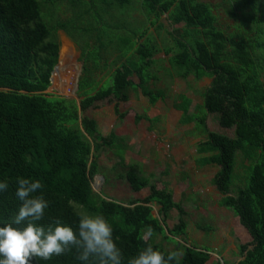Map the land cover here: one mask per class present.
Listing matches in <instances>:
<instances>
[{
    "label": "trees",
    "instance_id": "1",
    "mask_svg": "<svg viewBox=\"0 0 264 264\" xmlns=\"http://www.w3.org/2000/svg\"><path fill=\"white\" fill-rule=\"evenodd\" d=\"M80 1L85 0L46 3L69 2L74 6ZM103 1L106 10L101 13L105 14L95 21L96 25L81 30L86 40L80 49L83 71L78 107L71 99L47 94L60 55L62 62L68 60L57 37L59 31H65V23L58 22L51 31L42 18L43 5L39 0H0V180L6 179L10 185L0 193V224L11 220L20 205L15 196L16 178L39 179L43 188L36 194L42 192L49 201L40 221L45 227L59 219L75 228L80 216L103 214L113 225L114 237L119 238L125 264L128 257L148 245L165 255L173 252L158 244V237L175 242L174 251L182 253L178 264H222L210 263V253L177 241L188 229L183 205L175 203L167 190H159L154 177L145 176L138 164L126 165L123 154H119L127 149L124 138L115 133L103 136L95 120L81 117L99 102L109 100L115 103V115L123 120L126 115L120 112L119 105L130 101L132 91H139L150 106L165 97L164 91L151 87L155 79L150 71L161 50L147 37L148 29L131 37L121 34L116 40V61L110 64L105 58L115 43L108 41L107 33L101 29L103 25L108 27L106 16L121 17L120 13L133 0ZM217 1L142 3L151 26L166 15L173 27L169 33L173 47L167 48L165 55L169 57L175 49L185 55L174 67L177 75L183 79L193 77L198 82L212 80L202 95V105H196L195 111L186 96H178L173 107L182 112L181 125L195 124L206 135L197 149V154L203 156L198 164L218 168L211 182L222 196L219 202L234 211L252 239L249 245L238 246L241 260L237 264H264V0ZM220 11L234 22L230 31L223 29ZM158 26V30L163 28ZM125 29L126 26L119 32ZM105 75L107 87L101 82ZM134 76L138 83L132 81ZM200 108L205 110L203 116H199ZM209 115H215L222 128L233 129L234 137L211 132ZM142 120L153 124L155 119L136 115V124ZM105 150L116 153L127 167L123 178L134 193L149 190L144 200L124 207L107 203L94 192L91 181L99 173L96 161ZM239 160L248 163V167L237 185H243L245 180L246 184L232 191L234 177L238 180ZM150 204L159 207L163 223L153 215ZM174 210L178 223L168 229L165 222ZM149 226L151 236L146 234ZM77 255L73 249L49 260L35 257L31 264H81Z\"/></svg>",
    "mask_w": 264,
    "mask_h": 264
},
{
    "label": "rangeland",
    "instance_id": "2",
    "mask_svg": "<svg viewBox=\"0 0 264 264\" xmlns=\"http://www.w3.org/2000/svg\"><path fill=\"white\" fill-rule=\"evenodd\" d=\"M39 1L43 5L42 18L51 31L58 22H64L66 26L65 31H59L57 37L61 43V50L65 49V59L68 60L62 62L60 55L58 66L60 71L54 76L47 94L71 99L79 107L81 99L78 95L76 96L75 88L78 79L81 77V75L79 77L80 70L83 71L80 49L86 40V36L81 30L96 25L95 21L99 19L100 15L105 14V11L101 13L102 10H106L104 8L105 3L103 0H85L86 2H76L73 6L69 2L50 5L46 3L47 0ZM202 1L213 4L218 2L217 0ZM115 12L117 11L111 13ZM120 15L121 17L115 19L105 15L109 24H107L108 27L103 25L101 28L107 33L108 41L115 42L109 55L105 57L110 61V64L116 61L117 51L115 48L118 44L116 40L121 34L131 37L148 29L147 37H151L155 45L161 50L155 56L156 62L150 74L155 79L151 87L154 90L164 91V100L159 101L155 106H150L148 99L140 92H132L131 102L120 105L121 113L127 116L147 114L155 119L153 129L150 130L148 122H142L139 127L134 126L133 123L125 126L123 124L122 130L119 131L118 128L122 122H119L114 114L115 103L109 100L99 102L94 108L89 109L84 114L81 113V117L87 116L95 120L103 136L116 131L128 136L129 138H126L128 149L119 152L120 155L123 153L125 156L126 165L137 164L136 160L142 162L140 169H142L143 174L145 176L154 175L153 182L157 184V188L167 190L171 193L175 203L183 205L188 214V229L186 235L178 238L177 241L187 247L210 253V263L221 261L224 264H237L241 260L238 246L249 245L252 239L241 225L234 211L229 206L219 202L222 196L211 182L218 168L215 166L201 167L198 164L199 158L203 156L197 154V149L206 135L201 129L196 128L195 124L181 125L182 114L173 107L178 96H186L192 100L191 110L194 107L193 110L195 111L196 105H202V95L212 80L204 79L198 82L193 77L183 79L177 75V70L174 67L185 55L177 49L172 51L169 57L165 55V50L173 47L169 34L173 31V27L166 15L155 26H151V21L145 16L142 0H133V4L127 6ZM220 18L224 30L230 31V27L234 28V22L227 19L221 11ZM158 25H162L163 28L158 30ZM125 26L126 29L119 32V29H124ZM143 41L144 39L141 40V42ZM96 52L97 54L100 53V49L98 48ZM121 63L122 61L118 62L117 66ZM100 64L99 61L96 62L98 67ZM114 69L115 67L111 68V71ZM61 81L64 82L61 84ZM132 81L134 83L139 82L136 76L133 77ZM101 82H103L104 87H107L109 85L108 76H102ZM65 85H70V87L66 88ZM198 113L199 116H203L205 110L201 109ZM207 124L211 132L229 137L234 134L233 129L222 128L215 115L208 116ZM156 151L161 152L159 160ZM165 153L170 155L168 161ZM155 156L156 160L154 161L153 157ZM96 162L99 168L97 176H102L104 180L93 178L91 182L94 192L101 195L107 203L115 201V204L126 207L132 202L144 200L149 195L148 189L139 193H134L131 190L128 182L123 178L127 167L122 165L120 157L113 151H103ZM166 162L169 163V166H166ZM247 167L248 163L239 160L236 171L238 180L234 177L232 191L245 186L246 180L243 185H237V181L238 184L241 183L246 175ZM149 206L153 209V215L163 222V218L159 214V207L156 204ZM177 223L178 213L174 210L165 222V227L173 229ZM156 242L168 251L175 250L176 245L172 240L166 241L162 237H158Z\"/></svg>",
    "mask_w": 264,
    "mask_h": 264
},
{
    "label": "clouds",
    "instance_id": "3",
    "mask_svg": "<svg viewBox=\"0 0 264 264\" xmlns=\"http://www.w3.org/2000/svg\"><path fill=\"white\" fill-rule=\"evenodd\" d=\"M15 196L20 205L15 215L0 224V264H31L35 257L49 260L77 252L81 264H125V257L114 237L113 225L103 214L80 216L73 228L59 219L45 227L40 221L45 216L49 201L43 193L39 179L17 177ZM8 180H0V193L9 189ZM151 236V228L147 229ZM182 253L173 251L165 255L151 245L128 257L126 264H178Z\"/></svg>",
    "mask_w": 264,
    "mask_h": 264
},
{
    "label": "crops",
    "instance_id": "4",
    "mask_svg": "<svg viewBox=\"0 0 264 264\" xmlns=\"http://www.w3.org/2000/svg\"><path fill=\"white\" fill-rule=\"evenodd\" d=\"M132 92H134V91H132ZM131 92V93H132ZM139 92V91H138ZM129 102H131V98H130V101ZM129 102H127V103H129ZM149 102V101H148ZM122 104H126V103H122ZM121 105V104H120ZM120 105H119V109H120ZM176 111L177 112H179V113H181L182 114V112L181 111H179V110H177L176 109ZM121 112V111H120ZM115 114V113H114ZM122 114H124V113H122ZM126 115V114H125ZM136 115H139V114H136ZM136 115H126L125 116V118L123 119V120H119V118H118V116H116L117 117V119H118V121L119 122H122V125L121 126H119V128H118V130L119 131H121L122 130V128H123V124H124V126L125 125H128V124H131V123H133L134 124V126H136V127H139L140 126V124L142 123V122H148L149 124H150V130L151 129H153V124L151 123V122H149V121H146V120H142L141 122H139L138 124H136V122H135V117H136ZM144 115H146L147 117H149L147 114H144ZM149 118H151V117H149ZM126 120V121H125ZM125 121V122H124ZM99 126V125H98ZM116 128V129H117ZM100 129V128H99ZM116 131V130H115ZM112 133H115L118 137H121V138H124L125 139V141H127L126 140V138H129L128 136H125L124 134H121V133H118L117 131L116 132H112ZM111 134V133H110ZM109 135V134H108ZM108 135H106V136H108ZM127 143V142H126ZM127 149H128V147H127ZM162 149V148H161ZM163 151H165L164 149H162ZM123 154V153H122ZM165 155H166V160L168 161V158H170V155H168V154H166L165 153ZM156 156H158V160H159V158L161 157V152L160 151H156ZM156 156L155 157H153L154 158V161L156 160ZM123 157H125L124 155H123ZM171 160V159H170ZM133 161L135 162V160L133 159ZM137 162V164L140 166L141 165V163L142 162H140V161H138V160H136ZM133 164V163H132ZM166 166H169V163L168 162H166ZM218 171V170H217ZM217 173V172H216ZM166 174H167V171H166ZM148 176H150V177H153L152 175H148ZM213 179V178H212ZM216 189V188H215ZM217 191V190H216ZM221 200V199H220ZM108 201H110V200H108ZM112 202H115V201H112ZM126 207H128V206H126ZM171 212H173V211H171ZM171 212H170V214H171ZM170 214H169V217H170ZM169 219V218H168ZM167 219V220H168ZM167 222V221H166ZM163 223V222H162Z\"/></svg>",
    "mask_w": 264,
    "mask_h": 264
},
{
    "label": "water",
    "instance_id": "5",
    "mask_svg": "<svg viewBox=\"0 0 264 264\" xmlns=\"http://www.w3.org/2000/svg\"><path fill=\"white\" fill-rule=\"evenodd\" d=\"M57 69H58V66H56L55 69H54V71H53L52 79H51L52 82H53V76H54V74L57 72ZM82 70H83V69H82ZM81 74H82V71L80 70L79 77H80ZM78 89H79V79H78V81H77V83H76L75 94L78 92ZM76 96H77V94H76ZM95 179H100L101 181L104 180V178H103L102 176H96ZM92 188H93V190H94L93 184H92ZM221 263H222V262H221ZM222 264H224V263H222Z\"/></svg>",
    "mask_w": 264,
    "mask_h": 264
},
{
    "label": "built area",
    "instance_id": "6",
    "mask_svg": "<svg viewBox=\"0 0 264 264\" xmlns=\"http://www.w3.org/2000/svg\"><path fill=\"white\" fill-rule=\"evenodd\" d=\"M69 81H70V80H69ZM63 82H64V81H61V84H62ZM70 83H71V81H70ZM70 85H72V84H70ZM70 85H65V87H66V88H69Z\"/></svg>",
    "mask_w": 264,
    "mask_h": 264
},
{
    "label": "bare ground",
    "instance_id": "7",
    "mask_svg": "<svg viewBox=\"0 0 264 264\" xmlns=\"http://www.w3.org/2000/svg\"><path fill=\"white\" fill-rule=\"evenodd\" d=\"M58 71H60L59 68L57 69V72H58ZM57 72H56V73H57ZM56 73L54 74V76L56 75ZM59 73H60V72H59ZM52 74H53V73H52ZM54 76H53V79H54ZM51 79H52V77H51ZM51 83H52V81H51Z\"/></svg>",
    "mask_w": 264,
    "mask_h": 264
}]
</instances>
